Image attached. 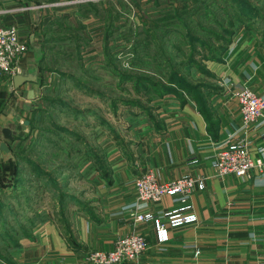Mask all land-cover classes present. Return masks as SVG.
I'll return each instance as SVG.
<instances>
[{
    "label": "crops",
    "instance_id": "0c3cea01",
    "mask_svg": "<svg viewBox=\"0 0 264 264\" xmlns=\"http://www.w3.org/2000/svg\"><path fill=\"white\" fill-rule=\"evenodd\" d=\"M97 2L103 3L104 10L106 3L111 4L109 0ZM97 2L0 0V21L15 24L19 35L26 39L27 50L18 63L23 72L36 76L18 87L11 78L0 77V169L7 161L15 167L13 172H18L16 142L6 138L2 129L12 130L6 123L14 121L12 113L17 110L22 114L20 119L31 110L37 115V107L42 106L39 100H47L43 94L45 77L50 79V67L62 60L58 55L65 51V45L76 42L79 55L80 39L84 37L88 46L80 53L85 57L95 55L96 44L91 43L97 42L96 35L99 40L102 38L103 49L111 44V13L105 28L100 27L101 34L88 31L91 15L85 8L95 10ZM257 31L264 33V27L255 31L238 26L221 59L212 61L218 63L217 79L212 85L215 89L204 94L206 113L191 97L180 103L166 96L174 94L166 93L162 99L167 102L157 110L155 120L137 125L141 132L130 142L135 145L129 153L112 147L99 159V165L95 156L90 159L91 156L69 154L68 159L77 169L65 176L71 178L62 186L58 184L61 197L55 198L51 208L57 210L58 218L51 217L48 206L43 204L34 217L25 218L22 224L19 220L12 222L13 226L24 228L21 234L7 233L9 241L0 238L4 242L0 244V264H95L88 259L89 252L109 250L116 238L129 233L144 235L148 245L137 258L120 264H264V165L262 170L253 167L249 177L219 175L213 168L215 155L227 139L247 140L255 162L264 155V111L257 120L243 126L234 95L241 86L264 95V36L259 38ZM97 52V56L101 55L99 48ZM94 58L84 61L89 63ZM77 84L81 86V82ZM93 89L87 86L83 92L94 96ZM75 109L78 108L73 107L71 112ZM80 109L90 111L89 106ZM1 142L5 144L2 146ZM147 168L160 180L189 173L202 181L203 187H196L190 195L195 221L176 226L168 223L163 212L178 205L170 195L134 208L133 203L138 202L134 179ZM17 179L14 176L15 181L12 180L15 188ZM137 211L159 215L167 239H157L153 219L135 220L132 213ZM68 236L77 247L71 245Z\"/></svg>",
    "mask_w": 264,
    "mask_h": 264
},
{
    "label": "rangeland",
    "instance_id": "374dc122",
    "mask_svg": "<svg viewBox=\"0 0 264 264\" xmlns=\"http://www.w3.org/2000/svg\"><path fill=\"white\" fill-rule=\"evenodd\" d=\"M109 1L111 4L106 3V10L103 3L97 0L95 10L87 5L85 10L91 15L88 31L92 34H101L108 22L107 15L112 14L108 25L111 44L103 49V40L96 35L97 42L91 44H96L95 49L99 48L101 55L97 56L99 52L96 49L95 55L82 57L80 51L88 46L83 37L80 39L79 58L76 42L67 43L65 51L58 55L62 60H58L57 66L52 64L50 67V79L45 77L43 94L47 100H39L42 106L37 107V115L31 110L24 119H20L22 114L17 110V113H12L14 121L6 123L12 128V137L8 139L16 142L14 149L18 172H13L15 167L7 161L0 169V238L5 241H9L7 233L21 234L24 228L22 225L13 226L12 222L19 220L22 224L25 218L34 217L43 204L48 206L51 217L58 218L57 210L51 209L55 198L61 197L58 184L62 186L70 177L65 176L77 169L68 159L69 154L91 156L90 159L95 156V163L99 165V159L112 147L119 148L123 154L126 151L129 153L135 145L130 142H134L141 132L137 125L155 120L157 110L167 102L162 99L166 93H162L160 88L161 91L156 92L155 86L149 82L144 83L145 88H142L139 86L142 82L137 85L127 75L151 78L178 87L169 83L167 75L168 70L174 68L188 82L206 84V87L200 88L204 93L213 90L215 87L212 85L217 79L215 66L218 63L215 62L219 61L212 60V54L218 53L213 49L224 43L221 37L213 34L229 36L222 27L234 30L238 26L246 28L248 24L245 19L241 22L233 17L226 0H214L219 3L218 8L209 3L211 0H205V5L201 2H181V7L179 0H173L176 1L175 6H179L180 19L173 18L176 23L172 25L166 18L174 6L167 0L142 3L140 0H124V3L123 0ZM250 1L257 4L264 15V0ZM204 6H209V11L206 12ZM224 8H227L226 13ZM230 19L233 25H230ZM258 28L253 29L256 31ZM257 34L259 38L264 36L262 31H257ZM190 35L197 39L190 40ZM84 58H94V61L87 63ZM43 74L45 76V72ZM77 81L81 82V86ZM86 85L94 88V96L83 92L87 89ZM179 90L177 88V92ZM177 92H169L175 96H166L178 99L180 103L183 96L186 100L191 97L188 92L182 95ZM124 100H128L129 104ZM82 106H89L90 111L80 109ZM73 107L78 108L74 113L71 112ZM28 118L29 122L25 124ZM64 125L69 130H64ZM14 176L18 178L16 188L12 185ZM12 232L9 234L13 235ZM0 244L2 246L4 242L0 241Z\"/></svg>",
    "mask_w": 264,
    "mask_h": 264
},
{
    "label": "built area",
    "instance_id": "2783aa9c",
    "mask_svg": "<svg viewBox=\"0 0 264 264\" xmlns=\"http://www.w3.org/2000/svg\"><path fill=\"white\" fill-rule=\"evenodd\" d=\"M26 50V39L19 35L16 25L4 24L0 21V77H11L21 71L18 62ZM234 95L239 104L243 126L263 115L264 95L258 94L248 86L235 89ZM263 165L264 155L255 162L250 154L248 141L245 139H227L213 160V168L219 175L234 174L249 177L253 167L262 170ZM134 186L138 198V202L133 203L135 209L156 202L164 195H170L178 202L176 207L163 212V216L171 226L196 220V214L191 210L190 195L196 187L202 188L203 183L193 175L183 173L177 177L160 180L154 171L147 168L134 179ZM132 214H135V220L153 219L157 239L159 241L167 239V231L159 215L143 211ZM147 245L144 235L129 233L116 238L111 249L93 250L87 257L95 264H120L125 260L137 258ZM196 251L198 252V249Z\"/></svg>",
    "mask_w": 264,
    "mask_h": 264
},
{
    "label": "trees",
    "instance_id": "16d2710c",
    "mask_svg": "<svg viewBox=\"0 0 264 264\" xmlns=\"http://www.w3.org/2000/svg\"><path fill=\"white\" fill-rule=\"evenodd\" d=\"M196 1V2H195ZM229 4L228 7H230L229 11L233 13V17L241 22L244 21H248L247 23V27L248 28H256V26L258 27H264V25L262 24V21L264 20V15L260 13V11L258 10V6L257 4L251 2L250 0H226ZM181 2H187V0H179V5L181 7V5L183 3ZM202 3L203 5H205V0H191L190 3L192 4H196V3ZM181 3V4H180ZM209 3H212L215 5L216 8L219 7V3L217 4L216 2H209ZM172 4V2H171ZM173 5V4H172ZM205 9H206V12L209 11V6H204ZM222 7V6H221ZM179 6L176 5L174 6L172 9V13H169V17H167L166 19L168 20V24H174L176 23V19H180V11L178 10ZM225 10V13L227 12V8H224ZM230 16V14H229ZM173 18L175 20H173ZM251 21V22H249ZM174 22V23H173ZM178 22V21H177ZM158 25V24H156ZM230 25H233V21L230 19ZM163 28V27H162ZM165 28V27H164ZM222 30L228 34L229 36H224L221 34H213L214 36H217L218 38H222L223 40V44H221L220 46H217L216 48H214V52H218L217 54H212V57L216 60H220L221 59V54L222 52L225 50L226 46H227V43L229 42L230 40V35L232 33V29H228V28H224L222 27ZM212 34V32H211ZM190 40H195L197 39L196 37L190 35ZM138 45V43H136ZM143 46V44H139V46ZM146 45V44H145ZM132 49V48H130ZM165 73V72H163ZM167 75H169V83H175L177 84L178 87H174L172 84L170 85H165V84H162L161 82H158L156 80H151V78H148V79H142L140 76H133V75H127L126 77L130 78L131 80H134L136 81L137 85H139L140 83L139 82H142L139 86H141L142 88H145V84L144 83H150L152 84L153 86H155V91L158 92L161 91L160 89H162V93H169V92H177V88H179L180 92H177L179 94L183 93V92H188L191 96V98L197 103L198 107L200 108L201 111H204L206 113V102H205V98H204V91H202L200 88L201 87H206L207 85L204 84V83H196V84H192L191 82H188L186 80V78L179 74L178 71H176L174 68L168 70L167 72ZM171 75V76H170ZM122 78H123V75L121 74L120 75ZM146 77V76H145ZM141 80V81H140ZM142 80H145V82H143ZM160 88V89H159ZM207 92V91H206ZM182 95V94H181ZM186 98L185 96H183V98L181 99V102L185 101ZM125 102L124 103H127L129 104V101L128 100H124ZM210 123V122H209ZM64 130H69L68 128L66 127H63ZM17 168V167H16ZM69 240V242L71 243L72 246H75L77 247V243L68 236L67 238Z\"/></svg>",
    "mask_w": 264,
    "mask_h": 264
},
{
    "label": "water",
    "instance_id": "95a60500",
    "mask_svg": "<svg viewBox=\"0 0 264 264\" xmlns=\"http://www.w3.org/2000/svg\"><path fill=\"white\" fill-rule=\"evenodd\" d=\"M36 78V76L34 74H30V73H26V72H20V73H16L12 76V82L13 85L15 87H18L20 84H22L24 81L27 80H34ZM29 122V120H25V124H27ZM18 128L20 129L21 127L18 125ZM2 132L4 134L5 137L10 138L11 139V130L8 127H4L2 129ZM21 134V130L19 132ZM2 146L5 144L4 142H1Z\"/></svg>",
    "mask_w": 264,
    "mask_h": 264
},
{
    "label": "bare ground",
    "instance_id": "6f19581e",
    "mask_svg": "<svg viewBox=\"0 0 264 264\" xmlns=\"http://www.w3.org/2000/svg\"><path fill=\"white\" fill-rule=\"evenodd\" d=\"M20 72H23V71H22V69H21V71H20ZM20 72H17V73H20ZM15 74H16V73H15ZM12 76H13V75H12ZM12 76H11V77H9V78H11V79H12ZM161 198H162V197H161Z\"/></svg>",
    "mask_w": 264,
    "mask_h": 264
}]
</instances>
